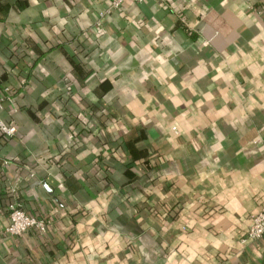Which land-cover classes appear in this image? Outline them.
Here are the masks:
<instances>
[{
  "label": "crops",
  "instance_id": "1",
  "mask_svg": "<svg viewBox=\"0 0 264 264\" xmlns=\"http://www.w3.org/2000/svg\"><path fill=\"white\" fill-rule=\"evenodd\" d=\"M165 1L0 0V264H264V0Z\"/></svg>",
  "mask_w": 264,
  "mask_h": 264
},
{
  "label": "built area",
  "instance_id": "2",
  "mask_svg": "<svg viewBox=\"0 0 264 264\" xmlns=\"http://www.w3.org/2000/svg\"><path fill=\"white\" fill-rule=\"evenodd\" d=\"M125 1L142 2L143 0H110V4L105 12L118 9ZM166 5L165 0H158ZM101 12L100 15H103ZM8 91V88H4ZM3 97L0 96V108ZM0 131L5 135H13L16 131L15 127L7 124L0 119ZM7 162H4L6 165ZM8 212V223L4 227L3 234L9 235H22L29 231H36L39 234H46L47 221L43 217H36L28 214L17 201L8 202L6 206ZM264 238V203L261 204L259 209L250 217V223L247 226L244 235L241 239L242 243H250Z\"/></svg>",
  "mask_w": 264,
  "mask_h": 264
},
{
  "label": "trees",
  "instance_id": "3",
  "mask_svg": "<svg viewBox=\"0 0 264 264\" xmlns=\"http://www.w3.org/2000/svg\"><path fill=\"white\" fill-rule=\"evenodd\" d=\"M27 53H28V57H32L29 52H27ZM5 87L8 88V86H5ZM8 90H9V88H8ZM6 92H8V91H6ZM85 124H86L85 121L83 120V118H81L79 124L77 126H75V128L74 127L73 128H74L75 131L79 132L80 129L85 128ZM32 232H35L36 234H39L36 231H32ZM46 234H48V232ZM39 235L45 236L44 234H39Z\"/></svg>",
  "mask_w": 264,
  "mask_h": 264
}]
</instances>
